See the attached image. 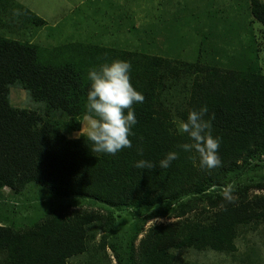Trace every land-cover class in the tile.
Returning a JSON list of instances; mask_svg holds the SVG:
<instances>
[{"label":"trees","instance_id":"obj_1","mask_svg":"<svg viewBox=\"0 0 264 264\" xmlns=\"http://www.w3.org/2000/svg\"><path fill=\"white\" fill-rule=\"evenodd\" d=\"M249 2L250 14L264 24V0ZM32 25L41 29L48 23L16 0H0V199L6 189L16 195L35 185L58 202L49 200L54 207L27 229L0 214V264H70L71 258L88 252L91 224H104V242L117 235L113 208H151L148 219L177 218L142 237L138 247L141 228L136 223L122 241H110L119 264H174L172 250L186 248L236 251L238 227L264 221V195H251L249 190L257 184L242 179L245 170L262 166L264 160L260 68L251 62L239 71L195 67L183 71L188 75L182 77L179 62L163 55L92 39L54 47L32 42L31 31L22 30ZM117 59L131 63V81L145 100L133 105L138 123L130 137L132 147L115 156L95 154L91 141L81 134L82 120L94 118L87 110L88 72ZM14 85L26 90L39 107L11 103ZM165 96L187 97L179 112L181 121L191 110L208 106L204 119L210 121L212 134L221 138L219 167L202 169L198 159L193 164L194 153L179 148L187 136L176 131L177 105H166ZM169 151H177L178 159L161 169L159 161ZM140 159L156 167L137 169L134 164ZM226 189L231 190L232 202L224 198ZM79 199L93 200L110 213L68 214L64 203L74 206L71 201ZM198 207L202 211L190 217ZM206 210L211 216H205Z\"/></svg>","mask_w":264,"mask_h":264},{"label":"rangeland","instance_id":"obj_2","mask_svg":"<svg viewBox=\"0 0 264 264\" xmlns=\"http://www.w3.org/2000/svg\"><path fill=\"white\" fill-rule=\"evenodd\" d=\"M21 1L46 20L53 18L54 21L63 20V23L59 24L61 29L65 24L67 28L69 26L67 32L71 34L68 36L63 30L52 32L47 36V29L43 31L34 25L27 28L31 31L29 38L31 37L32 42L48 47L80 41L81 36H90L89 32L107 33L110 35L107 39L100 37L95 41L103 45H116L121 49L150 52L176 59L179 62L177 69L182 77L188 75L183 71L192 72L195 67L202 69L216 66L239 71L244 70L243 66H247L245 63L249 64V62L257 65L264 73V24L256 21L250 14L249 0H161L163 6L154 8L152 5L157 0H145L140 8L132 7L133 3L130 4V0ZM91 1L103 2V7L95 8L93 3L88 5L87 3ZM167 3L169 6L166 5ZM128 16L131 19L136 18L135 21L128 20ZM70 21L78 25L75 30H72L74 25ZM20 28L21 26L17 27L19 30ZM25 37L27 38L26 35ZM91 38L93 40V37ZM248 57L251 60L246 62ZM10 100L18 107L37 108L40 104H34L28 92L16 85L11 87ZM162 101L166 105L167 102L177 105L176 115L173 117L176 121H181L179 112L186 106L187 97L172 100L165 96ZM91 118L93 117H89ZM81 124L83 128L84 122L82 121ZM83 132H87V123ZM78 134V132L73 133V135ZM261 164L262 166L256 169H247L242 173L243 180L257 184L249 190L251 195H264V160ZM49 200L58 202L35 185H30L24 193L16 195L6 189L4 197L0 199V214L5 215L9 223L27 229L32 220L43 219L46 210L54 207L48 205ZM71 202L76 204L68 206L64 203L70 215L85 210H99L102 215L110 213L108 209L93 200L79 199ZM200 206L202 207V204ZM111 211L115 217L112 226L117 230V235L114 237L110 235L108 241L104 242L102 235L107 234L104 231V224H91L92 240L88 252L71 258L70 264H119L110 241H122L123 236H127L136 223L140 224L141 228L135 242L138 247L142 237L156 232L162 225L177 220L173 216L148 219V215L152 212L151 208L140 210L113 208ZM201 211L202 209L198 207L190 217ZM207 214L211 216L206 210L205 216ZM235 241L237 250L233 252L193 248L172 250L177 257L174 264H264V221H252L247 225H240ZM123 250L124 248L119 245L118 251L124 255Z\"/></svg>","mask_w":264,"mask_h":264},{"label":"clouds","instance_id":"obj_3","mask_svg":"<svg viewBox=\"0 0 264 264\" xmlns=\"http://www.w3.org/2000/svg\"><path fill=\"white\" fill-rule=\"evenodd\" d=\"M132 65L124 60H112L99 68H92L88 72L90 88L87 94V110L94 113V118L85 117L81 134L91 141V148L95 154L115 156L125 148L132 147L130 137L134 136L133 128L138 123L134 104H142L144 94L131 81ZM208 113V106L199 110H191L187 120L176 121V131L187 136V142L179 145L184 152L194 153L193 164L202 169H214L221 165L219 148L221 138L214 136L211 123L204 117ZM87 123V132L83 129ZM142 154V153H141ZM177 151H169L159 161L161 169H167L178 159ZM137 169H153L156 167L151 161L140 159L135 162ZM224 198L233 201L230 189L223 192Z\"/></svg>","mask_w":264,"mask_h":264},{"label":"crops","instance_id":"obj_4","mask_svg":"<svg viewBox=\"0 0 264 264\" xmlns=\"http://www.w3.org/2000/svg\"><path fill=\"white\" fill-rule=\"evenodd\" d=\"M17 2H19V3H21V4H23L24 5V2H22L21 0H16ZM106 1H108V0H106ZM110 1H112V0H110ZM144 1L145 0H130V4L131 3H133V5H132V7H134L135 8V6L137 7V8H140V5L141 6H143L144 5ZM160 1L161 0H157L153 5H152V8H154V7H162L163 5L160 3ZM93 3V7H95V8H97V7H103V2H100V1H98L97 3H95V2H88L87 4L89 5V4H92ZM155 5H157V6H155ZM166 5H168V3L166 4ZM26 6V5H25ZM169 6V5H168ZM28 7V6H27ZM29 8V7H28ZM38 14V13H37ZM136 19V18H135ZM135 19H133V22L135 21ZM46 20V19H45ZM47 21V23H48V26L47 27H45V28H41L43 31L45 30V29H47L48 30V33H47V36H50V33H52V32H58L59 30H63V33H66V36H68L69 34H71V33H68L67 31L70 29L69 28V26H68V28H67V24H65L64 26H62V29H61V26L59 25L60 23L62 24L63 23V20H55L54 21V18L53 19H50V20H46ZM95 21H93V23H94ZM70 23H71V21H70ZM76 22H73V23H71L72 25H74V29H72V30H75L76 28H77V24H75ZM52 24V25H51ZM27 28H24L23 30H26ZM40 29V30H41ZM35 32H36V30H35ZM91 35L89 36V35H84V36H81L82 38H79L80 39V41L81 40H84V39H92L91 37H93V40H95V39H98V38H100V37H103L104 39H107L110 35H108L107 33L106 34H101V33H99V34H96V33H94V32H89ZM63 37H64V34L62 35ZM77 36H79V35H77ZM71 37H75V36H71ZM67 44V43H66Z\"/></svg>","mask_w":264,"mask_h":264}]
</instances>
